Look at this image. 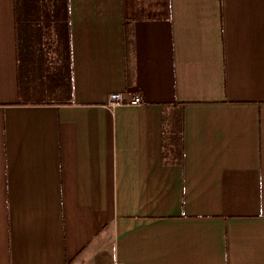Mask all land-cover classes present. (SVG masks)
I'll return each instance as SVG.
<instances>
[{
  "label": "crops",
  "instance_id": "obj_1",
  "mask_svg": "<svg viewBox=\"0 0 264 264\" xmlns=\"http://www.w3.org/2000/svg\"><path fill=\"white\" fill-rule=\"evenodd\" d=\"M62 4L0 0V264H264V0Z\"/></svg>",
  "mask_w": 264,
  "mask_h": 264
},
{
  "label": "trees",
  "instance_id": "obj_2",
  "mask_svg": "<svg viewBox=\"0 0 264 264\" xmlns=\"http://www.w3.org/2000/svg\"><path fill=\"white\" fill-rule=\"evenodd\" d=\"M61 1V0H59ZM169 143L170 151H174V160L182 162L183 160V114L181 116H176L174 119L169 120ZM181 143V150H180Z\"/></svg>",
  "mask_w": 264,
  "mask_h": 264
},
{
  "label": "built area",
  "instance_id": "obj_3",
  "mask_svg": "<svg viewBox=\"0 0 264 264\" xmlns=\"http://www.w3.org/2000/svg\"><path fill=\"white\" fill-rule=\"evenodd\" d=\"M140 104H141V97L139 95H131L127 99H125L120 93H112L109 96V100H108L109 107H115L120 105L137 106ZM103 264H122V263L118 261H111Z\"/></svg>",
  "mask_w": 264,
  "mask_h": 264
},
{
  "label": "rangeland",
  "instance_id": "obj_4",
  "mask_svg": "<svg viewBox=\"0 0 264 264\" xmlns=\"http://www.w3.org/2000/svg\"><path fill=\"white\" fill-rule=\"evenodd\" d=\"M60 6H63V4H62V0L60 1Z\"/></svg>",
  "mask_w": 264,
  "mask_h": 264
}]
</instances>
